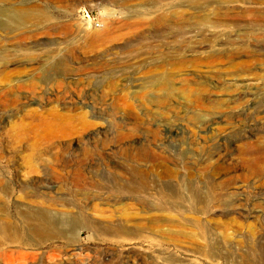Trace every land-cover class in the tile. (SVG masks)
Masks as SVG:
<instances>
[{"label":"rangeland","instance_id":"rangeland-1","mask_svg":"<svg viewBox=\"0 0 264 264\" xmlns=\"http://www.w3.org/2000/svg\"><path fill=\"white\" fill-rule=\"evenodd\" d=\"M126 180L165 197L104 202ZM54 198L134 233L0 264H264V0H0V208L78 218Z\"/></svg>","mask_w":264,"mask_h":264},{"label":"bare ground","instance_id":"bare-ground-1","mask_svg":"<svg viewBox=\"0 0 264 264\" xmlns=\"http://www.w3.org/2000/svg\"><path fill=\"white\" fill-rule=\"evenodd\" d=\"M47 17H48L47 14H43L40 10H37L35 7V8L23 10V11L11 12L10 22H8L7 25L8 27L11 28V30L14 31L16 29H20L21 28L20 26L26 23H32L36 26L39 22H41ZM117 39H118L117 36H107L106 38L107 41H114ZM102 40L104 41L103 36L102 37L94 36L92 43L93 45L96 46ZM7 63L8 62H6L5 65H7ZM160 79L164 80L165 78L161 77ZM126 171H127L126 175L134 177L133 171H129V170H126ZM135 173H137V175H141L143 172L137 169L135 170ZM127 179L129 181L131 180V178H127ZM129 181L127 182L116 181V183H114L113 185L112 184H101L100 186L101 192L99 194H101L104 191H107L108 194L109 193L111 194L109 197L103 199L104 202H106L107 204L112 203V202L115 204L122 203L124 200H126V199H122L124 195H128V196L130 195L131 198H135L136 200H138L139 205L143 209L150 208V206H148V204L144 202L145 195H149L150 197H152L153 195L157 194V196L159 195L161 198L165 197V195L162 194L160 190H156V193H152L151 191H153V189L150 191L149 189L144 188L142 183L133 185ZM1 189L3 190V188ZM3 193H4V190H3ZM82 195L86 201H91V199H93L88 194H82ZM113 195H117V198L115 197L113 198ZM95 199L96 198H94L91 202L93 203ZM49 202L52 204L59 205L61 207H69V208L78 209V212H77L78 218L68 223L65 219L59 216H56L54 214H51L50 210L48 211L46 209L44 210L43 209H22L19 207L17 209V216H16V219L17 220L19 219V223L21 224L19 226L18 223L16 222L17 220L12 221L15 218H13L11 214L7 211L8 208L4 209L3 208L4 206H3L2 208H0V247L5 246L7 243V244H30V245L33 244L37 247L39 246L40 248H43V246L47 244V242H55L57 240H65L72 247H77L80 241L79 235L81 234V231L84 228L85 229L87 228L88 230L92 231L96 235H103L105 233H109V235H112V236H120L123 234L134 233L130 231L131 229L125 230L118 224L116 226L113 224L107 225L106 223L100 224V223L94 222L93 220H91L90 216L87 214L88 211L91 209L89 207V204L87 202H84L86 205H83L82 203H79V199L69 201V200H63L60 198H54V199L49 200ZM155 207L156 206H154L153 208ZM170 207L172 209H180L182 206L180 204H174L172 206L171 204ZM156 209L164 212L166 211L167 206L163 203V204L158 205ZM205 209H206V206L204 204L197 208V210L199 211H204ZM123 226L125 227V225ZM16 246L17 245H15V247ZM10 264H13V263L11 262Z\"/></svg>","mask_w":264,"mask_h":264}]
</instances>
